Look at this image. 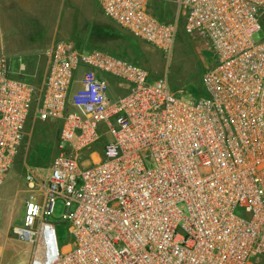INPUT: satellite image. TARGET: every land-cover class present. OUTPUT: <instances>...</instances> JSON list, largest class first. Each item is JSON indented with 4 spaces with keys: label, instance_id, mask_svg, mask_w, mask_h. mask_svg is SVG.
Segmentation results:
<instances>
[{
    "label": "built area",
    "instance_id": "built-area-1",
    "mask_svg": "<svg viewBox=\"0 0 264 264\" xmlns=\"http://www.w3.org/2000/svg\"><path fill=\"white\" fill-rule=\"evenodd\" d=\"M94 2L121 30L172 52L177 24L155 17L150 0ZM176 5L184 33L203 38L214 58L198 98L70 41L42 51L38 88L0 55V185L29 118L61 123L48 174L23 176V220L12 233L28 245L27 264H264V39L254 40L264 0Z\"/></svg>",
    "mask_w": 264,
    "mask_h": 264
},
{
    "label": "rangeland",
    "instance_id": "rangeland-1",
    "mask_svg": "<svg viewBox=\"0 0 264 264\" xmlns=\"http://www.w3.org/2000/svg\"><path fill=\"white\" fill-rule=\"evenodd\" d=\"M151 9L161 21L177 24L178 37L170 54L121 30L93 0H0V54L9 59L13 77L38 88L44 64L39 54L53 41H70L79 50L98 49L133 62L147 70L151 79L165 78L177 97L202 96V75L214 63L209 45L197 35L184 33V17L177 12L176 0H151ZM261 39L264 31L254 36L255 41ZM31 73L36 74L34 80L29 78ZM79 88L74 84L72 91ZM60 128V122L42 123L33 116L27 122L14 165L0 185V264L28 262V245L12 233L23 220V176L26 169L48 174L59 152ZM63 214V203L57 201L51 221L59 223L60 249L69 243L66 225L60 223Z\"/></svg>",
    "mask_w": 264,
    "mask_h": 264
},
{
    "label": "crops",
    "instance_id": "crops-1",
    "mask_svg": "<svg viewBox=\"0 0 264 264\" xmlns=\"http://www.w3.org/2000/svg\"><path fill=\"white\" fill-rule=\"evenodd\" d=\"M94 1V0H93ZM97 5V4H96ZM149 11L152 13V9H151V0H150V2H149ZM153 14V13H152ZM154 15V14H153ZM0 55H3V54H0ZM39 56L41 57V58H43L44 59V64H43V66H42V72H41V74H42V78H41V81H40V85H41V83H42V81H43V79H44V76H45V74H46V59L44 58V56L42 55V54H39ZM41 71V70H40ZM40 74V75H41ZM34 75H36V74H32L31 73V75H29V78H30V80H34V78H35V76ZM18 78V77H17ZM39 85V86H40Z\"/></svg>",
    "mask_w": 264,
    "mask_h": 264
}]
</instances>
